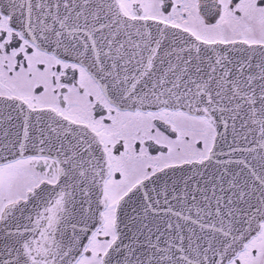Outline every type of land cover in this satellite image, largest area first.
<instances>
[{"label":"snow or ice","instance_id":"obj_1","mask_svg":"<svg viewBox=\"0 0 264 264\" xmlns=\"http://www.w3.org/2000/svg\"><path fill=\"white\" fill-rule=\"evenodd\" d=\"M0 264H264V0H0Z\"/></svg>","mask_w":264,"mask_h":264}]
</instances>
